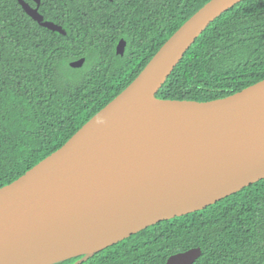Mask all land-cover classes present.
<instances>
[{
  "label": "trees",
  "instance_id": "trees-1",
  "mask_svg": "<svg viewBox=\"0 0 264 264\" xmlns=\"http://www.w3.org/2000/svg\"><path fill=\"white\" fill-rule=\"evenodd\" d=\"M210 1L41 0L39 14L60 34L39 26L17 0H0V189L60 149ZM81 59V68L70 66ZM263 80L264 0H245L208 26L156 96L210 102ZM195 248L202 254L194 264H264V180L82 264H165Z\"/></svg>",
  "mask_w": 264,
  "mask_h": 264
},
{
  "label": "water",
  "instance_id": "water-1",
  "mask_svg": "<svg viewBox=\"0 0 264 264\" xmlns=\"http://www.w3.org/2000/svg\"><path fill=\"white\" fill-rule=\"evenodd\" d=\"M31 1L35 8L17 0L39 26L64 34L43 21L41 0ZM242 1L208 2L60 149L0 189V264H82L264 180V80L210 102L156 96L196 39ZM201 254L165 264H194Z\"/></svg>",
  "mask_w": 264,
  "mask_h": 264
}]
</instances>
